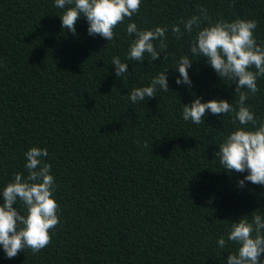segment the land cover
<instances>
[{"label": "trees", "instance_id": "1", "mask_svg": "<svg viewBox=\"0 0 264 264\" xmlns=\"http://www.w3.org/2000/svg\"><path fill=\"white\" fill-rule=\"evenodd\" d=\"M200 7L213 21L254 19L264 46V0H141L112 41L89 35L83 16L75 34L61 28L55 0H0V191L17 172L27 176L29 148H46L60 206L47 247L12 259L0 247V264H226L236 252L238 245L220 249L217 239L242 215L264 214V186L239 187L247 171L225 170L215 155L242 127L234 114L209 112L200 125L182 118L183 104L195 97L238 101L235 82L221 81L190 52L197 30L179 40L171 33ZM129 22L141 30L167 26L166 58L126 59ZM185 55L192 58L190 87L175 83L172 66ZM114 56L128 64L122 78ZM166 68L169 91L132 104L130 92ZM257 85L246 105L259 123L264 77ZM14 207L26 213L21 202Z\"/></svg>", "mask_w": 264, "mask_h": 264}, {"label": "clouds", "instance_id": "2", "mask_svg": "<svg viewBox=\"0 0 264 264\" xmlns=\"http://www.w3.org/2000/svg\"><path fill=\"white\" fill-rule=\"evenodd\" d=\"M140 5L141 0H55V7L63 9L61 28L75 34V24L83 16L88 22V34L99 35L106 41L114 39V29L126 18L131 20L139 13ZM202 24L206 26L201 27ZM257 26L254 19L213 21L204 7L199 8L198 14L181 18L171 26V33L177 40L184 33L191 35L196 29L190 46L192 55L204 58L221 81L235 82L236 106L224 99L201 102L195 97L190 104H183L182 118L200 125L209 112L218 116L234 114L233 123L238 120L242 127L225 138L215 155L219 156L223 169L237 173L247 171L238 181L239 187H243L245 181L264 186V122L258 123L255 113L246 105L249 97L259 91L257 80L264 77V46L255 38ZM126 34H134L126 59L143 62L147 56L155 61L161 59V53L166 58L169 48L167 26L141 30L135 22H129ZM191 61L192 58L185 55L172 65L179 72L175 80L177 85L191 86L188 72ZM111 64L116 77L122 78L129 72L128 64L121 62L119 57L114 56ZM167 69L153 77L147 86L134 88L129 94L130 102H144L157 96L158 90L168 92ZM249 124L251 128L247 127ZM48 155L46 148H29L25 152L27 176L17 172L0 191L3 197L0 203V247L8 259L26 248L36 254L47 247L51 242L50 230L59 224L60 206L54 196L56 181L51 174V165L44 161ZM17 202L26 209L24 215L14 207ZM230 242L238 248L235 253L227 255L226 264H264V214L255 212L250 219L242 215L233 222L226 237H218L217 245L224 249Z\"/></svg>", "mask_w": 264, "mask_h": 264}]
</instances>
